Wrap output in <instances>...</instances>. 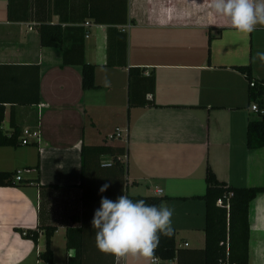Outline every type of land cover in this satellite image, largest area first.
I'll return each instance as SVG.
<instances>
[{"label": "crops", "instance_id": "obj_1", "mask_svg": "<svg viewBox=\"0 0 264 264\" xmlns=\"http://www.w3.org/2000/svg\"><path fill=\"white\" fill-rule=\"evenodd\" d=\"M207 2L29 0V18L16 22L0 0V133L16 126L39 134L28 145L0 147V172L21 177L0 186V264H43L46 228L55 229L52 264H201L194 250L205 242L199 197L206 167L229 186L264 188V148L246 147L254 116L248 81L233 69L250 66L252 78L264 80L256 59L264 52V26L239 33L214 19ZM43 23L62 27L60 48L40 45ZM124 42L127 67L154 75V92L145 96L152 106L128 107L127 68L116 65ZM82 63L95 66V89H82ZM124 127L120 166L109 156L92 157L81 185L82 146L118 145L108 137ZM121 191L165 198L178 259L117 258L96 248L94 212L102 196L115 201ZM262 209L264 193L249 204L248 264H264ZM69 230L75 233L67 247ZM26 231L37 232L36 243L21 236Z\"/></svg>", "mask_w": 264, "mask_h": 264}, {"label": "trees", "instance_id": "obj_2", "mask_svg": "<svg viewBox=\"0 0 264 264\" xmlns=\"http://www.w3.org/2000/svg\"><path fill=\"white\" fill-rule=\"evenodd\" d=\"M26 8L23 9L24 4ZM29 0H7V17L9 21H25L29 18L27 8ZM23 14L18 15L21 11ZM126 12V9H125ZM95 21H99L95 18ZM42 47L60 48L63 40V29L60 25L40 24L37 28ZM110 48V46H109ZM125 42L122 45V62L116 64L120 67L127 68L128 74V90L127 104L128 107H144L152 106L153 103L145 100L147 93L154 92V75L143 76L142 70L138 67H127L125 63ZM110 56V52H109ZM109 66H114L110 61ZM233 69L241 72L247 81L252 79L250 66H237ZM95 66L82 63L81 71V87L83 90L95 89L94 80ZM255 80V79H254ZM258 87L256 89L249 88V102L252 99L257 100L259 105H264V80H256ZM147 86L141 93L140 87ZM0 107L2 105L0 104ZM1 112L3 111L0 108ZM1 121V117H0ZM22 130L16 126L13 127L12 133L9 135L0 133V147H19ZM246 147L248 150L264 148V115L252 116L246 127ZM127 155L126 147L122 145H101V146H82V173L81 185L84 184L86 168L90 158H96L99 162L103 156H109L112 159V166H120L119 158ZM39 169L37 163L36 170ZM16 172H0V186H12ZM206 191L199 197L205 206V225L204 234L205 242L202 250H194L200 256L201 264H248L249 259V204L258 194L264 193L263 187H232L224 182H220L215 177L212 170L207 166L204 177ZM18 184V183H17ZM125 192L121 191L120 195ZM127 195V194H125ZM133 201L143 199L149 205H160L165 201L163 197H142L129 196ZM221 201V206L217 205V201ZM55 229H45V248L38 256L43 264H52V251L50 248L51 237ZM74 230L67 231V247H70V237ZM23 232H20L22 236ZM23 238L32 240L36 243L38 234L36 231H26ZM176 232L174 230L171 237L160 235L159 244L156 248L153 258L163 261L178 259V249L175 241ZM177 264H180L177 260Z\"/></svg>", "mask_w": 264, "mask_h": 264}, {"label": "clouds", "instance_id": "obj_3", "mask_svg": "<svg viewBox=\"0 0 264 264\" xmlns=\"http://www.w3.org/2000/svg\"><path fill=\"white\" fill-rule=\"evenodd\" d=\"M206 7L214 19L223 18L242 34L255 31L257 25L264 26V0H208ZM256 59L264 63V52L258 51ZM108 187L109 184H104L100 193ZM172 216L173 209L163 203L149 205L143 199L133 201L125 194L115 201L102 196L91 221L96 230L95 246L117 258L150 259L160 235H173ZM257 226L264 229V209L258 214Z\"/></svg>", "mask_w": 264, "mask_h": 264}, {"label": "built area", "instance_id": "obj_4", "mask_svg": "<svg viewBox=\"0 0 264 264\" xmlns=\"http://www.w3.org/2000/svg\"><path fill=\"white\" fill-rule=\"evenodd\" d=\"M86 25H88L86 23ZM258 82L256 80H254L253 78L248 81V86L251 89H256L258 87ZM249 112L254 115V116H261L264 115V105L261 107L259 105V102L257 100H254L251 98L250 102H249V106H248ZM121 137V134L119 133V129H116L115 133L112 135H109V139H117ZM39 138V134L38 131H30V129H25L22 131V137L20 139L21 145H28L31 143L30 140H37ZM21 180L20 177V172H16V175L14 176L13 182L15 183H19ZM217 205L221 206V201L218 200L217 201ZM26 233L23 232L22 236H25Z\"/></svg>", "mask_w": 264, "mask_h": 264}, {"label": "rangeland", "instance_id": "obj_5", "mask_svg": "<svg viewBox=\"0 0 264 264\" xmlns=\"http://www.w3.org/2000/svg\"><path fill=\"white\" fill-rule=\"evenodd\" d=\"M30 131H36V129L31 128ZM119 133L121 134V137H119L117 139H112V140H117V141H114L115 144L122 145V146L126 147L127 127H124L123 130H119ZM122 160L124 161L125 158H123Z\"/></svg>", "mask_w": 264, "mask_h": 264}]
</instances>
